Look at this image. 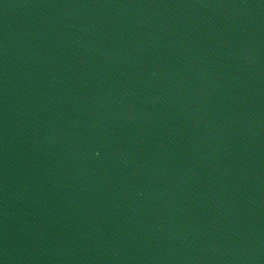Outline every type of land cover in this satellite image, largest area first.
<instances>
[{
  "label": "water",
  "instance_id": "1",
  "mask_svg": "<svg viewBox=\"0 0 264 264\" xmlns=\"http://www.w3.org/2000/svg\"><path fill=\"white\" fill-rule=\"evenodd\" d=\"M0 264H264V0H0Z\"/></svg>",
  "mask_w": 264,
  "mask_h": 264
}]
</instances>
